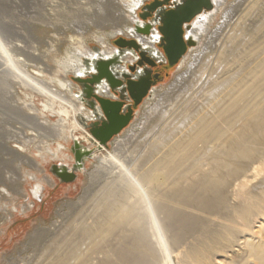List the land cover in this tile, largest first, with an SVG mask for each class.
<instances>
[{
  "label": "rangeland",
  "instance_id": "374dc122",
  "mask_svg": "<svg viewBox=\"0 0 264 264\" xmlns=\"http://www.w3.org/2000/svg\"><path fill=\"white\" fill-rule=\"evenodd\" d=\"M125 1L126 3L119 5L115 0H0V18L7 21L9 26L15 23L20 28L19 32L22 31L21 34L9 32L4 37V41L8 47H11L12 43L20 42L34 46L32 51L34 60L24 54L15 53L12 49L10 52L24 60L25 64L30 66L28 67L30 70H27L31 73L38 72V68L44 67V63L39 60V57L44 56L43 60L52 72L59 68L67 72L65 75L71 82L72 91L78 97L76 92L79 88L72 83L71 78L73 75L84 74L82 60L94 58L95 47L102 48L106 54L114 52V40L117 35L126 33V30L133 27L132 23L137 21L133 13L129 14L128 22L122 19V15L128 14V10L135 11V7L140 6L143 0ZM213 1L214 9L196 19L189 32V36L196 40V46L188 51L176 68L171 70L170 76L153 89L151 96L146 98L137 109L130 126L120 136L115 137L108 148L99 149L98 146L94 147L89 143L88 148L93 151L92 157L86 161L84 170L77 173V179L73 183H63L58 180L52 174L51 167L55 164L72 167L74 164V156L70 151L72 140L77 136L84 137L86 134L77 120V115L88 116L80 98L77 99L79 104L76 110L66 107L67 114L53 118L50 113L42 110L43 104L47 105L51 113H57L58 109L45 96L16 82L15 79L8 77L3 79L0 85V264H63L64 261L66 264H102L106 255L111 254L115 249L130 251L131 248L127 243L114 244L115 246L112 247L113 238L106 236L104 229L101 234L103 238L99 239L95 236L97 241L95 246L90 242L92 240L84 241L87 238L81 235V223L91 229L97 226V219L102 212V206L98 201L101 200L103 187L108 182H115L117 185L128 177L141 183L137 182L140 190H148L149 184L142 181V177L148 174L150 167L158 161V143L161 134L168 133L167 139L160 144V147L166 149L192 125V122L188 121L183 128L177 129L176 123L181 112H190L192 105L202 101L203 91L196 89L195 82L196 75L199 76L201 69L205 66L211 68L222 55V60L225 59L221 61L224 66H236L241 62L249 63L250 66L246 69L245 66L242 68L245 72L255 65L254 63L264 59V49L261 50L262 54L254 58H247L245 53L262 45L264 47V32L256 37L253 26L249 30V40L240 47L239 55L228 58L223 54V48L237 21L245 17L246 22L252 23L257 14L256 9L264 16V0ZM235 41L240 42L238 39ZM43 74H45L43 79L47 80L49 76H53L47 71ZM27 103L32 104L35 110L32 111L25 106ZM32 112L47 120L48 124L54 127L52 132L55 133L56 130L58 133L53 134L50 131L43 135L38 134L40 130L28 122L29 113ZM163 112L167 114L168 122L169 119L172 122L160 127L158 116ZM196 115L199 117L202 112L198 111ZM25 133L28 137L21 138ZM59 144L68 149L61 150V147L59 149ZM212 144L209 149L204 150L200 147L201 151L204 150L200 171H211L215 164V156L223 149L220 142ZM257 163L254 165L245 162V170L251 169L252 164L253 166L259 164ZM197 174L200 175V172L196 170L187 177L188 184L191 182L193 184L194 180L199 178ZM262 175L264 177V172ZM263 177L260 176L258 180L248 178L252 181L249 190L251 188L250 191H254V195L264 201ZM241 178L243 179L240 177L226 180L223 208L205 209L207 210L205 212L198 210V212L223 216V220L228 219L227 222L235 225L237 223L240 227L245 224L249 232H255L254 235L257 236L255 240L262 244L264 233L262 229L259 230L260 223L253 222L255 219L258 222L264 220V212L262 213L264 207L254 210L257 212L252 213L256 215L252 214L243 220L238 216L240 202L238 199L233 201L230 196L232 191L230 187L239 184ZM35 184L44 187L40 202L34 200L30 194ZM153 195L155 196L151 197L157 199L158 191ZM28 200H31L33 207L29 205L27 207ZM201 225L200 223L188 229L178 219H172L169 229L165 230L167 251L171 255L172 264H189V261L184 262V258H179V251L188 247L184 243L182 246L174 244L172 241L174 232L180 231L186 239H190V233L195 231L197 235L200 233L198 230H201L199 227ZM93 236L92 234L91 237ZM237 238L242 240L243 234H239ZM237 238L233 245L237 242L239 245H236L239 247L236 246L234 252L232 250L227 254L229 250L218 249L217 254L211 256V260L215 262L218 259L222 263L225 261L223 264H260L255 256H250L244 244L240 245L244 239L239 243ZM89 246L95 249L92 254H89ZM185 249L183 251L189 248ZM75 250H80L83 255L88 254L86 259L76 260L67 255ZM176 254L179 259L176 258ZM179 260H183L182 263Z\"/></svg>",
  "mask_w": 264,
  "mask_h": 264
},
{
  "label": "bare ground",
  "instance_id": "6f19581e",
  "mask_svg": "<svg viewBox=\"0 0 264 264\" xmlns=\"http://www.w3.org/2000/svg\"><path fill=\"white\" fill-rule=\"evenodd\" d=\"M115 1L119 5L126 3L125 0ZM138 7H135V10ZM255 11L257 14L252 23L246 22L244 17L243 20L234 24L223 48V54H226L228 58L235 57L236 54L239 55L240 47L249 40V30L252 26L256 31V37L264 32V22H262L264 16L258 9ZM130 13L135 15V11L128 10V14L123 13L122 19L128 22ZM18 29L20 28L15 23L9 26L7 21L0 18V85L3 79L12 78L45 96L52 104L56 105L60 115L67 114L66 107L76 110L79 101L72 91L71 82L65 75L67 72L60 68L52 72L42 56L39 57V60L44 63V67L38 68V72L31 73L28 71L30 66L10 52L12 49L15 53L24 54L34 60L32 52L34 46L30 43H12L11 47L6 45L4 37L11 31L21 34L22 31L19 32ZM235 39L240 42L236 43ZM254 49L249 53L245 52L247 58H254V56L262 54L261 50L264 47L262 45ZM222 58L223 55L212 64L211 68L208 69L205 66L199 71V76L196 75V89L203 91L202 101L192 105L190 112L183 111L178 115L177 129L183 128L188 124V121L192 122L191 127L166 149L160 147V144L164 142V139H167L168 133L161 131L163 133L158 143V161L150 167V172L142 177V181L149 184L148 190H140L138 183H141L128 177L117 185L115 182H108L100 194L101 200L98 201L102 206V212L97 219L96 228L91 229L81 223V235L87 238L84 241L92 240L90 242H93V246L97 243L95 236L99 239L103 238L102 229L106 232V236L113 238L112 247L124 243L130 246L131 249L127 252L122 248L113 250L111 254L106 255L102 264H172L165 238V230L169 229L172 219H178L188 229L202 224L199 226L201 230H198L200 233L198 235L197 231L190 233V239H186L180 231L174 232L172 240L174 244L182 246L184 243L189 248L183 246L181 251L178 250L179 258H184V262L186 260V262L189 261V264H212L214 261L211 260V256L216 255L218 249L223 248L229 250L227 254L231 253L239 245L237 242L233 245L236 238L239 234H243V242H241L243 239L237 238L238 242H241L240 245L244 244L250 256H255L260 264H264V242L261 244L256 241L255 232H249L245 228V224L241 223L243 227H240L236 222L235 225L227 222L228 219L223 220V216L199 213L207 211L205 209L215 210L222 207L225 203L224 189L228 178L243 177L242 180L240 179L241 182H238L239 184L233 183L236 185L230 187L232 190L230 196L233 201L238 199L240 202L238 209L240 218L245 220L254 214L252 213L254 210L264 207L263 199L255 196V192L250 191L251 188L249 190L251 178L250 180L248 178L252 177L254 180H258L260 176L263 177L262 173L264 172V59L257 62L254 60L255 65L245 72V70L242 71V68L245 66L244 69H246L250 66L249 63L241 62L236 66H224L221 61L225 59L222 60ZM45 71L53 74V76H49V80L43 79ZM25 106H28L32 111L35 110L30 103ZM42 107V110L51 113L46 104H43ZM198 111L202 112L199 117L196 115ZM29 114L28 122L40 130L38 134L43 135L50 131L53 134L58 133L56 130L55 133L52 132L54 127L50 126L47 120L38 117L37 113ZM169 121L172 122L170 119ZM170 122H168L165 112L158 116V126L161 127ZM181 132L182 130L179 131V133ZM25 137H28L26 133L21 138ZM213 142H220L223 149L215 156V164L211 171H200L204 150L209 149ZM200 144L202 146H199ZM214 144L217 145V143ZM200 147L204 150L201 151ZM247 161L259 164L257 163L256 166L252 164L251 169L245 170L244 163ZM196 170L200 172V175L197 174L199 178L194 180L193 184L192 182L188 184L187 177ZM156 191H158V195H156L157 199H154L151 196H155L153 194ZM230 200L229 202H231ZM224 207L226 208V206ZM198 210L200 211L198 212ZM259 212L261 213V211ZM261 221L258 222L255 219L253 223H260L258 224L260 225L259 230L262 229L264 233V220ZM103 225L105 226L102 227ZM256 233L258 234V232ZM92 234L93 237H91ZM93 246H89V254L95 251ZM185 248L188 250L183 251ZM67 255L70 258L81 260L86 259L88 254L83 255L80 250H75ZM176 258L179 259L177 254ZM223 263L216 259L213 264ZM63 264H66V261Z\"/></svg>",
  "mask_w": 264,
  "mask_h": 264
},
{
  "label": "water",
  "instance_id": "95a60500",
  "mask_svg": "<svg viewBox=\"0 0 264 264\" xmlns=\"http://www.w3.org/2000/svg\"><path fill=\"white\" fill-rule=\"evenodd\" d=\"M171 1L155 0L144 6L143 0L135 10L137 21L133 22L132 28L126 30L130 36L119 33L112 53L106 54L102 48L95 47V57L82 60L84 74L72 76L71 81L79 88L76 93L88 116L77 115L86 134L72 140L70 151L74 156L73 166L55 164L51 167L52 174L61 182L73 183L77 179V173L84 170L86 161L91 159L93 153L88 148L89 143L99 149L108 148L112 140L130 126L136 115L133 106L138 107L148 96L154 77L152 67L157 64L155 53L159 39H162L159 47L163 49L171 66L179 65L188 48L196 46L197 42L193 37L184 35V28L191 31L200 14L214 9V2L187 0L175 10L163 12ZM161 9L163 11L160 13ZM131 56L136 59L140 57L149 66L146 75L139 76L136 68L144 63L135 64L130 59ZM130 101H133V106H127ZM50 116L60 117V114L50 113ZM60 147L61 150L68 149L59 144L58 148ZM30 194L40 202L44 187L35 184Z\"/></svg>",
  "mask_w": 264,
  "mask_h": 264
},
{
  "label": "flooded vegetation",
  "instance_id": "af4514ba",
  "mask_svg": "<svg viewBox=\"0 0 264 264\" xmlns=\"http://www.w3.org/2000/svg\"><path fill=\"white\" fill-rule=\"evenodd\" d=\"M154 1L155 0H150V1L149 0H144V6L147 5L148 3H151V2H154ZM158 2H159V0H158ZM186 2H187V0H172L171 3H170V5H168L166 7V9H164V11H163V9H161V10H159V12L161 13L162 11L163 12H168V11H171V10H175L179 6L184 5ZM140 13H141V11H139V14ZM205 13H208V12L207 11H204L202 13V15L205 14ZM202 15L200 14V16L198 18L202 17ZM191 30H192V28H191ZM189 32L190 31L188 30V28L185 27L184 28V35L185 36H189ZM124 36H130V35L127 34V35H124ZM189 37H191V36H189ZM118 38L119 37H117L115 40H117ZM161 42H162V39L160 38L159 39V42H158V45L156 47V53H155V56L157 58V64L154 67H152L153 76L154 77L152 79V84H151V87L149 89L148 96L146 98H148L149 96H151L153 89L155 87H157L159 84L163 83L170 76L171 70L174 69V68H176L178 66V65L171 66L169 64V62H168V60H167V58H166V56H165V54L163 52V49L161 47H159V44ZM190 49L191 48H188V51ZM188 51H187V53H188ZM129 52H133V51L132 50H129ZM130 59L131 60H134L135 64H138V63H141V62L144 63L143 66H137L136 69L138 71L139 76L142 77V76L146 75V72L149 69V66L144 62V60H142L140 57L136 59L133 56H131ZM133 105H134L133 101H130V102L127 103V106H133ZM139 107H140V105L138 107H134L133 106L135 112H137V109Z\"/></svg>",
  "mask_w": 264,
  "mask_h": 264
},
{
  "label": "built area",
  "instance_id": "2783aa9c",
  "mask_svg": "<svg viewBox=\"0 0 264 264\" xmlns=\"http://www.w3.org/2000/svg\"><path fill=\"white\" fill-rule=\"evenodd\" d=\"M133 24V23H132ZM124 35H127L128 34V32L126 31V33H123ZM114 50H115V48H114ZM29 199V198H28ZM32 204H34L33 202H32ZM28 205H29V207H33V205H31V200H28V203H27V207H28Z\"/></svg>",
  "mask_w": 264,
  "mask_h": 264
}]
</instances>
